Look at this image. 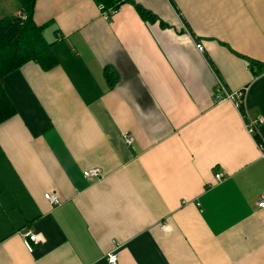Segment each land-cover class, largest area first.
<instances>
[{
    "label": "crops",
    "instance_id": "1",
    "mask_svg": "<svg viewBox=\"0 0 264 264\" xmlns=\"http://www.w3.org/2000/svg\"><path fill=\"white\" fill-rule=\"evenodd\" d=\"M33 19L57 65L1 81L0 264H264V159L243 118L264 139V70L246 64L264 68V0H127L108 17L36 0ZM218 82L246 88L240 111L214 101Z\"/></svg>",
    "mask_w": 264,
    "mask_h": 264
},
{
    "label": "trees",
    "instance_id": "2",
    "mask_svg": "<svg viewBox=\"0 0 264 264\" xmlns=\"http://www.w3.org/2000/svg\"><path fill=\"white\" fill-rule=\"evenodd\" d=\"M103 10L117 11L127 0H93ZM18 10L0 19V123L14 115V107L4 91L1 81L8 74L23 65L33 62L42 70L48 71L57 65L52 51V42L44 37L48 24L37 25L33 19L36 0H16ZM140 17L152 22L156 17L143 8L136 6ZM250 70L257 73L264 68L260 63L246 59Z\"/></svg>",
    "mask_w": 264,
    "mask_h": 264
},
{
    "label": "built area",
    "instance_id": "3",
    "mask_svg": "<svg viewBox=\"0 0 264 264\" xmlns=\"http://www.w3.org/2000/svg\"><path fill=\"white\" fill-rule=\"evenodd\" d=\"M100 8L106 17H108L109 15H112L115 12V10H113V9H109V10L105 11V10H103V8L101 6H100ZM195 47L198 51H200V52L203 51L202 44L197 43L195 45ZM245 92H246V88L241 90V91H237V92H228L225 90L224 86L220 82H218L217 86L215 88L214 101L216 103L221 102V101H225V100L230 101V102H232L234 107L240 111L241 107L243 105V102H244ZM243 118L246 121L245 122V129L247 130V132L250 135L255 137V140L257 142V146H258L259 151L261 153V157L264 159V139H261V138L257 139L256 138L258 126L263 123V120L260 118L259 119H250L246 113L243 115ZM123 141L127 147H130L133 144V138L129 134H125L123 136ZM83 176L86 179H97L101 176V172L98 168H93V169L85 171L83 173ZM215 180L217 182L221 181L222 175L216 174ZM44 199L52 206L59 205V199H58V196L56 194L46 193V194H44ZM256 205L258 208H264V194L261 195L257 199ZM20 236H21L25 246L29 250H31V245L37 244V243H39V241H41V237L38 234H35L34 232H32L30 230L21 232ZM107 261L109 264H116L117 255L116 254L109 255L107 257Z\"/></svg>",
    "mask_w": 264,
    "mask_h": 264
},
{
    "label": "rangeland",
    "instance_id": "4",
    "mask_svg": "<svg viewBox=\"0 0 264 264\" xmlns=\"http://www.w3.org/2000/svg\"><path fill=\"white\" fill-rule=\"evenodd\" d=\"M3 15L0 14V19L2 18L1 16H5V10L2 12ZM48 30H46V32L44 33V37L47 41L50 40V36L49 33H47Z\"/></svg>",
    "mask_w": 264,
    "mask_h": 264
}]
</instances>
